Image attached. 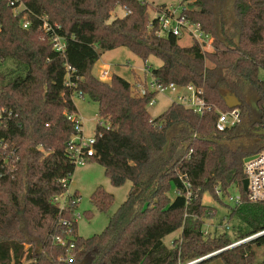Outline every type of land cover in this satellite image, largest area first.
<instances>
[{
    "label": "trees",
    "instance_id": "16d2710c",
    "mask_svg": "<svg viewBox=\"0 0 264 264\" xmlns=\"http://www.w3.org/2000/svg\"><path fill=\"white\" fill-rule=\"evenodd\" d=\"M21 2L27 17L13 15L9 0H0V63L12 65L9 73L0 71V109L12 112L0 120V264H186L264 231V203L247 202L242 188L244 159L264 151V0H194L197 8L183 15L211 36L210 53L159 35L145 2ZM117 8L124 16H113ZM41 18L55 35L42 29ZM23 22H29L27 29ZM52 36L63 40L62 52L54 49ZM118 48L143 62L159 59L161 66L150 69L158 83L200 88L211 110L200 115L172 103L152 118L147 106L153 95H133V84L115 74L109 81L92 75L100 57ZM225 94L241 102L240 123L218 132L215 109L228 110ZM75 96L98 107L95 133L102 135L88 163L101 166L113 187L131 184L106 228L87 239L77 235L74 221L78 195L63 211L53 202L67 192L75 170L66 154ZM231 191L243 199L228 213L239 225L231 235L205 236L202 227L215 209L202 204L203 195L222 204ZM90 201L107 212L113 196L98 187ZM61 220L71 224L66 247L53 241L67 238ZM177 231L179 238L167 246L164 238ZM263 245L264 235L196 264H263L254 251Z\"/></svg>",
    "mask_w": 264,
    "mask_h": 264
},
{
    "label": "built area",
    "instance_id": "2783aa9c",
    "mask_svg": "<svg viewBox=\"0 0 264 264\" xmlns=\"http://www.w3.org/2000/svg\"><path fill=\"white\" fill-rule=\"evenodd\" d=\"M140 3H144V0H137ZM184 0H181L179 7L172 6H162L158 9L156 19L160 25L159 35H172L178 40L186 37L190 40L192 44L199 46L202 53L211 51L212 49V38L210 35L203 32L200 24L190 22L184 15L183 12L186 11L184 5L182 4ZM9 5L12 8L13 15L18 16L20 13H23L27 17L28 13L26 12V6L21 2V0H9ZM41 27L46 33L55 35L54 29L47 22L46 18H41ZM29 22H23L22 27L27 29ZM1 30V25H0ZM52 41L54 49L58 52L64 50V43L59 37L52 36ZM147 77L149 80H147ZM111 78L109 73V68H105L100 73V81H106V79ZM133 95L143 98L149 94L153 95L150 99L148 106H153L155 103L156 96L159 94L170 93L173 98L171 99L173 103L183 106L186 109L192 110L193 112L202 115L206 111L211 110V106L207 105L202 97V90L191 84L186 86H178L176 84L170 83L168 85H163L158 83L151 75L148 69L144 70V76L141 80L135 81L133 83ZM217 113V121L215 128L218 132H224L227 129L233 128L240 123V111L239 109L222 111L215 109ZM12 115L11 111L5 109H0V120L8 119ZM69 120L74 122V134L70 137L67 144L66 154L74 165V167H82L88 164V161L95 155V144L97 138L101 137L102 133H94L93 136H86L83 131V126L81 119L78 115H70ZM106 130L108 126L104 125ZM5 148V146H4ZM249 158L246 162H243V174L244 180L247 181V190L245 200L249 203L258 204L264 203V151L256 153ZM183 188L185 191V197L187 201L191 196L190 184L186 176L181 177ZM66 194V193H65ZM60 195L53 199V202L59 204L60 211L65 210L68 207L69 198L73 195ZM220 196V193L217 192ZM228 200L232 202L233 208L241 205L243 202L242 197L237 193L234 197H228ZM79 202V197L73 202ZM74 221L76 222L79 219L80 214L74 212ZM60 224L64 226L67 230V238L61 236H56L53 238V241L60 245L61 247H66L68 240L72 239L71 237V224L67 221L61 220ZM228 226L224 227V230H229ZM206 236L208 233L203 232ZM264 235V231L254 234L246 239L237 241L227 248L236 247L240 244L252 241L260 236ZM73 244H69L67 250H71ZM226 249V248H225ZM230 249V248H229ZM219 252V251H217ZM214 252L212 254H215ZM211 255V254H210ZM200 259H196L192 262L186 264H194Z\"/></svg>",
    "mask_w": 264,
    "mask_h": 264
},
{
    "label": "rangeland",
    "instance_id": "374dc122",
    "mask_svg": "<svg viewBox=\"0 0 264 264\" xmlns=\"http://www.w3.org/2000/svg\"><path fill=\"white\" fill-rule=\"evenodd\" d=\"M148 5V14L149 21L155 18L159 6H172L179 7L181 0H144ZM183 2V1H182ZM194 0H187L183 2L186 10L195 9L192 4ZM124 11L121 8H117L113 16L122 17L124 16ZM188 39L182 38L178 40L179 46H191L192 43L187 41ZM213 51L212 49L209 52ZM161 61L155 57H149L146 62H143L141 59L133 55L129 50L125 48H118L112 51H108L103 54L101 60H99L92 68V74L96 77L99 76V71H101L104 65H109L111 71L109 70L110 76L112 73L119 75L129 81H137L140 79H132L134 70L137 73L142 72L141 70L155 69L156 66L160 65ZM162 64V63H161ZM206 66L210 67V63L206 62ZM12 65L8 62L1 64L0 71L9 73ZM109 68V69H110ZM112 72V73H111ZM143 75V73H142ZM259 79L264 81V72H259ZM110 78L106 79L109 81ZM147 80L149 78L147 77ZM132 83V82H131ZM173 96L170 93L159 94L155 99L153 106H147V110L151 117H156L163 113L165 109L170 105V101ZM170 99V100H169ZM73 103L77 109V115L81 119L83 131L86 136H93L96 124L98 122L97 118V104L92 102L88 97H78L73 98ZM102 187L107 193L113 196V203L107 212L97 211L91 204L90 197L96 188ZM131 188V184L126 182L121 187L111 186L109 180L104 175V169L98 164L91 162L82 167H76L73 175L70 179V184L65 195L76 193L79 197V204L76 206V214H80L79 219L76 220L77 224V235L81 238L87 239L94 235L102 233L106 228L110 217L115 213L119 206L125 201L128 191ZM237 194L236 191H231L230 195L224 197L222 204L216 202L212 199L210 194L205 193L202 197V204L204 206L212 207L215 209V215L211 220L206 221L205 225L202 227L203 232L208 233L209 235H216L222 232H226L229 235L232 234L233 228L237 227V220L235 218L229 219L228 213L229 210L233 208L232 202L228 200V197H234ZM223 196L220 194L218 197ZM174 189L169 192V198L173 199ZM87 214H90L91 217H87ZM221 223V225H220ZM239 225V224H238ZM228 226L229 230H224V227ZM179 238V231L167 236L164 238V243L167 246H171V242L175 240L174 238ZM28 248V245H26ZM39 251V250H38ZM255 251V260L257 263L264 264V245L261 247H254ZM208 256V255H207ZM206 257V256H205ZM204 258V257H203ZM200 259V258H199ZM29 261L23 259L22 264H28ZM192 262V261H191ZM210 264H223L220 259L213 260Z\"/></svg>",
    "mask_w": 264,
    "mask_h": 264
},
{
    "label": "water",
    "instance_id": "95a60500",
    "mask_svg": "<svg viewBox=\"0 0 264 264\" xmlns=\"http://www.w3.org/2000/svg\"><path fill=\"white\" fill-rule=\"evenodd\" d=\"M223 100H224V103H225L226 107L228 108V110L238 109V107L241 106V102L235 96H233V95L225 94L223 96ZM252 105L255 107V104L254 103ZM166 148H167V145L163 148V151H165ZM248 159L249 158L244 159V162H246ZM242 188H243L244 192L247 190V181L246 180H243V182H242ZM229 248H232V246L229 247ZM229 248L223 249V250H221V251H219V252H217L215 254L208 255V256L202 258L201 260H199L196 263H199V262L204 261V260H207V259H209V258H211L213 256H216L217 254H219L222 251H225V250H227ZM196 263H194V264H196Z\"/></svg>",
    "mask_w": 264,
    "mask_h": 264
},
{
    "label": "crops",
    "instance_id": "0c3cea01",
    "mask_svg": "<svg viewBox=\"0 0 264 264\" xmlns=\"http://www.w3.org/2000/svg\"><path fill=\"white\" fill-rule=\"evenodd\" d=\"M184 38H186V37H184ZM181 39H182V38H181ZM186 39H188V38H186ZM188 40H189V39H188ZM188 40H187V41H188ZM189 41H190V40H189ZM189 41H188V42H189ZM182 47H187V46H182ZM102 56H103V55H102ZM102 56L100 57L99 60H101ZM99 60H98V61H99ZM98 61H97V62H98ZM97 62H96V63H97ZM160 66H161V63H160V65L156 66L155 68H158V67H160ZM105 68H110V66H109V65H104V67H103L102 70H104ZM102 70H101V71H102ZM109 70L111 71V68H110ZM144 70H146V69H144ZM144 70H141L142 72H140V73H137V72H135V71L133 70V71H132V74H133L132 79H134V77H135V80H136V79H140V80H141V79L143 78V76H144ZM101 71H99V76H98V77H96L94 74H92V75H93L95 78H97L98 80H100L99 77H100V73H101ZM111 73H112V72H111ZM142 73H143V75H142ZM112 74H115V73H112ZM112 74H111V75H112ZM118 76H119V75H118ZM120 77H121V76H120ZM122 78H123V77H122ZM123 79H125V78H123ZM125 80H126L127 82H129V83L132 82L131 84L134 83L133 81H129V80H127V79H125ZM137 81H138V80H137ZM156 97H157V96H156ZM169 100H170V99H169ZM170 101H172V100H170ZM172 103H173V102H171L170 105H171ZM74 105H75V104H74ZM170 105H169V106H170ZM169 106H168V107H169ZM168 107H167V108H168ZM75 108H76V107H75ZM167 108H166V109H167ZM166 109H165V111H166ZM76 110H77V109H76ZM165 111H163V112H165ZM161 114H162V113H161ZM161 114H160V115H161ZM158 116H159V115H158ZM158 116H156V117H158ZM156 117H152V118H156ZM94 133H95V131H94ZM179 234H180V232H179ZM177 238H178V237H176V238H174V239H177Z\"/></svg>",
    "mask_w": 264,
    "mask_h": 264
}]
</instances>
